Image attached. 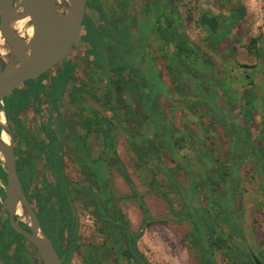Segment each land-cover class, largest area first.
<instances>
[{"label": "trees", "instance_id": "trees-1", "mask_svg": "<svg viewBox=\"0 0 264 264\" xmlns=\"http://www.w3.org/2000/svg\"><path fill=\"white\" fill-rule=\"evenodd\" d=\"M88 8L98 13V22L86 15ZM236 16L232 10L229 15H214V26L208 30V34L217 43H221L229 37ZM81 28L83 31L78 38L85 43L89 57L90 53L98 54L103 50L106 59L103 74L96 66L104 78L103 95L97 97L108 112V115L103 117V124L96 117H84L81 123L85 128L84 132H65L64 123L57 113L56 102L73 69V60L68 57L63 60L58 74L51 76L48 85L44 83L45 75L55 65L35 79L27 81L23 88L12 90L2 98L0 104L9 127L15 128L18 136L26 140L31 148V152L28 151L26 156H22L14 143L16 173L24 193L33 179L41 178L40 187L33 188L27 197L36 209L41 230L51 241L61 263L67 264L71 252L78 246L77 219L70 197V190L73 189L87 195L86 200L91 204L90 211L97 230L104 236L99 244L84 250L82 264H107L109 253L115 257V264H120L119 260L122 258L132 259L135 264H147L136 247V240L153 218L125 164L117 155L116 132L121 129L126 145L134 155V166H141L149 173L150 187L167 201L169 212L189 222L191 227L186 240L196 247L198 264H214L215 248L219 249L231 264H253L251 250L242 236L235 216L232 199L236 187L232 179L243 159L242 155L247 152L252 154L257 168L264 173V138L254 135L253 130L250 131V128L244 127L242 122L236 120L233 126L236 125L241 134L245 135L243 142L248 145L245 144V149L237 153L233 152L231 147L229 151L235 155V160L229 163L227 159V164L218 159L213 160L205 151L199 150V155H194L198 163V174L195 175L194 169L185 164V157L177 151L182 138L176 137L174 127L159 114L156 102L160 91L149 92L147 77L150 72L163 88L149 54L147 37L154 35L169 51L168 70L174 83V93L171 96L177 97L190 111H195L200 105L207 106L221 121L222 126L231 131L219 114L212 112V106L215 107L218 103L221 105L222 99L215 98V101H211L214 103L212 104L206 87L201 88V83L200 89L196 82L195 93L199 90L198 97L189 95L190 92L193 93L188 85L190 79H200L202 75L206 79L212 61L204 57L201 49L186 37L175 5L171 0H119V11H115V18H107L98 0H85ZM212 29L216 34H213ZM248 42L255 45L257 38L251 37ZM200 57L199 68L204 69L202 74L193 63L195 58ZM109 72H113L115 76H110ZM73 88L80 93L85 92L83 84L78 81L74 82ZM40 97L49 101L50 114L44 124L39 121L43 138H36L24 129L19 113L29 102L33 111L40 115L36 106ZM219 108L222 109V105ZM230 111L233 117L239 115V112L233 109ZM90 128L99 130V134L93 132L100 143V150L93 157L86 144L87 136L91 133ZM65 140L70 142V149L76 152V162L83 178L88 182L87 185L68 180L64 173L62 148ZM161 152H166L171 161L181 164L186 178L184 187L174 178V170L162 165ZM41 160L44 169L37 171ZM106 166L113 168L129 188V194L120 195L119 198L132 199L140 211L141 218L134 231L130 230L125 214L117 206V197L115 203L113 201L111 187L104 173ZM156 171L161 173L160 179L156 178ZM0 180L5 183L2 165ZM163 185L178 195L181 203L179 211L173 208L170 197L161 189ZM201 194L209 204L201 200ZM222 224L226 226V230L221 228ZM64 229L67 238L63 244ZM26 242L36 253L34 246ZM36 261L28 258L24 248L23 264H36Z\"/></svg>", "mask_w": 264, "mask_h": 264}, {"label": "rangeland", "instance_id": "rangeland-1", "mask_svg": "<svg viewBox=\"0 0 264 264\" xmlns=\"http://www.w3.org/2000/svg\"><path fill=\"white\" fill-rule=\"evenodd\" d=\"M98 1L107 18H115V11H119V0ZM171 2L181 18V27L186 37L201 49L205 54L204 57L212 61V67L208 69L206 79L203 75L200 79H190V83H194H188L193 92L189 95L198 97L199 90L196 94L195 89L197 85L200 88L202 83L201 88L206 87L210 102L215 101V98L222 99V109L219 108L221 105L218 103L215 107L212 106L213 111H211L216 115L219 114L231 130L227 131L207 106L200 105L195 111H190L180 103L177 97L171 96L174 93V83L171 81L168 70V48L154 35L147 37L149 54L163 85L161 88L154 74L150 72L147 77L149 92L160 91L156 102L160 110L159 114L174 127L176 137L182 138L177 151L179 155L185 157L186 163L197 175L198 163L194 155H199V150L205 151L213 160L218 159L227 164L235 160V155L230 154L229 151L231 147L235 153L245 149L247 144L243 142L245 135L241 134L236 125L233 126L236 120L242 122L244 127L250 128V131L253 130L254 135L264 138V0H171ZM230 10L237 14L235 23L231 27L229 37L217 43L208 34V30L212 25L214 26L213 16L219 13L229 15ZM86 15L96 22L99 21L98 13L93 9L88 8ZM82 31L81 28L80 33ZM211 31L216 34L213 29ZM251 37L257 38L255 45L249 44L248 40ZM86 49L85 43L78 38L44 78L45 85H48L51 76L58 74L63 60L67 57L72 58L73 69L56 102L57 113L64 123L65 132L82 133L85 131L81 125L84 117H96L103 124V117L108 115L97 98L103 95L104 78L98 70L104 73L105 55L103 50H100L98 52L100 55L90 53L89 57ZM200 59L201 57L193 60L195 67L199 68ZM203 71L204 69L199 68L201 74ZM109 75L115 76L113 72H109ZM77 81L83 84L85 92L80 93L73 88L74 82ZM195 82L198 83L196 86ZM44 83L42 81V85ZM20 87L23 88L24 85ZM36 106L39 108L40 115L33 111V106L28 102V105L19 113V119L24 129L36 138H43L39 121L44 124L49 117V101L45 97H40ZM230 109L239 112V115L233 117L230 115ZM5 123H7L6 120ZM90 129L91 133L87 136L86 144L93 157L100 150V143L93 132L99 134V130ZM10 130L14 139L13 145L15 143L20 155L26 156L28 151L31 152L28 142L18 136L15 128L12 127ZM116 140L117 155L125 164L131 180L142 195L153 218L136 240L138 251L147 264H198L196 247L186 240L191 227L189 222L169 212L167 201L150 187L149 173L141 166H134L136 163L134 155L126 145L121 129L116 132ZM69 145L70 142L65 140L62 148L64 173L68 180L87 185L88 182L83 178L76 162V152L71 150ZM242 156L243 159L232 179L236 187L235 196L232 199L233 207L245 242L251 252L264 263V173L259 171L250 152ZM160 161L164 167L174 170V178L184 187L186 178L181 164L171 161L166 152L160 153ZM0 165L3 166L1 154ZM41 169H44L42 160L37 165V171ZM104 173L111 187L114 203L117 197L116 204L125 214L130 230H136L141 218L139 209L132 199L119 198L120 195L129 194V188L113 168L104 167ZM155 173L156 178L160 179L161 173L159 171ZM39 178L33 179L31 190L40 187L41 178ZM0 184L5 186L1 180ZM161 189L165 190L170 197L173 208L179 211L181 203L178 195L164 185ZM200 191L202 192V189ZM70 197L77 219L78 246L71 252L67 264H82L84 250L99 244L104 236L97 230L90 211L91 204L86 200L87 195L71 189ZM201 200L209 204L203 194H201ZM221 228L226 230L224 224ZM66 238L67 232L64 229L63 244ZM32 254H35L33 250ZM114 261L115 257L109 253L107 264H115ZM119 263L135 264L132 259L125 258L119 260ZM214 264L231 263L219 249L215 248Z\"/></svg>", "mask_w": 264, "mask_h": 264}, {"label": "water", "instance_id": "water-1", "mask_svg": "<svg viewBox=\"0 0 264 264\" xmlns=\"http://www.w3.org/2000/svg\"><path fill=\"white\" fill-rule=\"evenodd\" d=\"M84 8L85 0H0V104L12 90L48 71L66 55L79 37ZM17 21H22L20 33L13 28ZM0 131L7 135V142L0 139V154L5 171L2 205L8 223L34 246L42 264H62L21 189L13 137L5 119ZM250 257L253 264H262L252 252ZM0 264L4 263L0 260Z\"/></svg>", "mask_w": 264, "mask_h": 264}, {"label": "flooded vegetation", "instance_id": "flooded-vegetation-1", "mask_svg": "<svg viewBox=\"0 0 264 264\" xmlns=\"http://www.w3.org/2000/svg\"><path fill=\"white\" fill-rule=\"evenodd\" d=\"M21 88V87H19ZM12 134V133H11ZM14 142V139H13ZM31 185L28 187L26 193H24L27 198L32 210L36 215V209L32 205V202L27 197L30 194ZM3 192V196H2ZM0 260L4 264H23L24 263V248L26 249V254L31 261H36V264H42L37 252L32 254V247L26 242L27 240L20 233L14 231L8 223V214L2 205V200L4 198V186L0 184ZM15 218V217H13ZM18 224L28 231L27 226L21 221H17ZM26 240V241H25Z\"/></svg>", "mask_w": 264, "mask_h": 264}, {"label": "bare ground", "instance_id": "bare-ground-1", "mask_svg": "<svg viewBox=\"0 0 264 264\" xmlns=\"http://www.w3.org/2000/svg\"><path fill=\"white\" fill-rule=\"evenodd\" d=\"M13 28L20 33L22 30V21L15 22L13 24ZM2 51H3V48H2L1 39H0V52H2ZM4 119H5L4 115L0 112V123H4ZM0 139L3 142H7V135L3 131H0ZM16 214L17 215L21 214L19 207H17V209H16Z\"/></svg>", "mask_w": 264, "mask_h": 264}]
</instances>
